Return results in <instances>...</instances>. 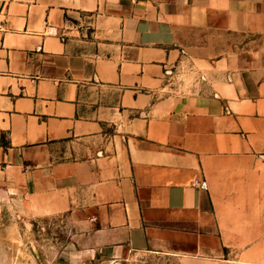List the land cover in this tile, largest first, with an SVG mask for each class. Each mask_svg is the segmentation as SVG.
Wrapping results in <instances>:
<instances>
[{
  "label": "crops",
  "instance_id": "crops-1",
  "mask_svg": "<svg viewBox=\"0 0 264 264\" xmlns=\"http://www.w3.org/2000/svg\"><path fill=\"white\" fill-rule=\"evenodd\" d=\"M5 202L83 258L264 264V0H0Z\"/></svg>",
  "mask_w": 264,
  "mask_h": 264
},
{
  "label": "rangeland",
  "instance_id": "rangeland-1",
  "mask_svg": "<svg viewBox=\"0 0 264 264\" xmlns=\"http://www.w3.org/2000/svg\"><path fill=\"white\" fill-rule=\"evenodd\" d=\"M71 243L68 214L28 218L19 204L0 205V264H182L172 256L135 251H125L116 262L104 254L83 258Z\"/></svg>",
  "mask_w": 264,
  "mask_h": 264
},
{
  "label": "built area",
  "instance_id": "built-area-1",
  "mask_svg": "<svg viewBox=\"0 0 264 264\" xmlns=\"http://www.w3.org/2000/svg\"><path fill=\"white\" fill-rule=\"evenodd\" d=\"M195 185L197 187H201L203 189H206L207 188V183L206 182H199V181H196Z\"/></svg>",
  "mask_w": 264,
  "mask_h": 264
}]
</instances>
